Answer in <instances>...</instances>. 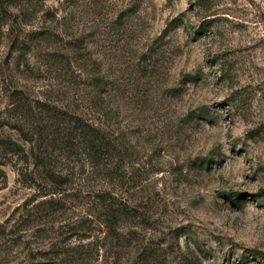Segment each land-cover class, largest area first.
Segmentation results:
<instances>
[{
    "label": "rangeland",
    "instance_id": "1",
    "mask_svg": "<svg viewBox=\"0 0 264 264\" xmlns=\"http://www.w3.org/2000/svg\"><path fill=\"white\" fill-rule=\"evenodd\" d=\"M10 5L0 139L28 158L1 153L0 264H264V0ZM42 101L112 133V178L58 147L34 150L46 165L32 154L51 131Z\"/></svg>",
    "mask_w": 264,
    "mask_h": 264
},
{
    "label": "trees",
    "instance_id": "2",
    "mask_svg": "<svg viewBox=\"0 0 264 264\" xmlns=\"http://www.w3.org/2000/svg\"><path fill=\"white\" fill-rule=\"evenodd\" d=\"M11 2L13 0H0V8L9 9ZM101 80L98 77L93 81L96 91L102 88L103 83H100ZM16 101L17 106L14 105L16 106L14 107L16 111H22L27 108L25 103H22L21 98L17 97ZM37 109L38 112L34 113V115L38 116V120H43L45 116H49L52 125L49 126L51 134L46 133L44 127L41 126L36 132L32 133V154L36 155L34 150L37 147L41 149L43 145L53 146L54 148L58 147L62 151L67 152L71 159L73 157L80 158L83 162L84 170H89L88 174L104 172L105 177H113L116 171L113 165L117 155V146L111 132L106 131L96 121L72 111H65L63 110L64 108H60L56 104L42 101ZM19 122L20 119H17L18 125L20 124ZM45 126L46 128L48 127L47 122ZM3 151L21 153L28 158L26 149L11 138L0 139V157ZM41 155H44V153H41L39 156L36 155V157L41 160V163L46 165V162L49 160L48 155H44L43 157ZM47 172L50 178H54L57 181V177H55L51 170L47 169ZM58 177L60 178V176ZM57 190L53 193H61V191ZM92 191L96 193V197H98L99 202L107 209L108 213L111 214L113 212L112 215H115L116 212L120 214L126 213L127 206L118 202L110 191L102 189H92Z\"/></svg>",
    "mask_w": 264,
    "mask_h": 264
}]
</instances>
